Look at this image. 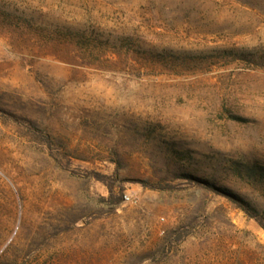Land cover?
Listing matches in <instances>:
<instances>
[{"label":"rangeland","instance_id":"obj_1","mask_svg":"<svg viewBox=\"0 0 264 264\" xmlns=\"http://www.w3.org/2000/svg\"><path fill=\"white\" fill-rule=\"evenodd\" d=\"M0 264H264V0H0Z\"/></svg>","mask_w":264,"mask_h":264},{"label":"trees","instance_id":"obj_2","mask_svg":"<svg viewBox=\"0 0 264 264\" xmlns=\"http://www.w3.org/2000/svg\"><path fill=\"white\" fill-rule=\"evenodd\" d=\"M242 209L250 216V217H252V218H256V219H258V221H260L261 222V219H259V217H260V214H259V212L256 210V209H254L253 207H251L250 205H248V204H244V205H242Z\"/></svg>","mask_w":264,"mask_h":264},{"label":"built area","instance_id":"obj_3","mask_svg":"<svg viewBox=\"0 0 264 264\" xmlns=\"http://www.w3.org/2000/svg\"><path fill=\"white\" fill-rule=\"evenodd\" d=\"M125 198H126L127 201L131 200V198L129 196H126Z\"/></svg>","mask_w":264,"mask_h":264}]
</instances>
